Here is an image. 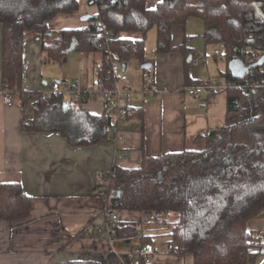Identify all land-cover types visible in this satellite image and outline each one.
<instances>
[{
  "label": "trees",
  "instance_id": "obj_1",
  "mask_svg": "<svg viewBox=\"0 0 264 264\" xmlns=\"http://www.w3.org/2000/svg\"><path fill=\"white\" fill-rule=\"evenodd\" d=\"M91 2L97 14L86 27L50 31L55 16L78 10L76 0H0L2 86L18 96L22 114L28 103L21 86L23 43L29 35L40 43L45 63L64 65L72 39L74 51L99 53L102 68L96 76L106 87L112 85L107 70L132 60L144 62L152 28L155 54L177 52L187 58L189 37L174 47L171 29L189 18L203 22L205 44L221 46L227 63L248 58L250 64L264 55V20L255 7L261 3L264 10V0H161L151 9L146 0ZM121 33L140 34L141 39L121 38ZM221 76L227 94L223 125L197 135L192 141L200 143L197 148L143 157L134 169L114 166L101 177L108 189L102 213H147L151 224L165 228L168 253L190 255L194 264H256L264 255V230L252 233L246 224L264 212V62L241 79L228 69ZM30 106L31 116L21 123L24 132H58L72 146L97 144L109 136L108 116L92 115L60 95L37 93ZM30 209L31 198L20 184L0 183V220H24ZM137 225L119 222L116 238L137 237ZM140 241L153 243L149 236Z\"/></svg>",
  "mask_w": 264,
  "mask_h": 264
},
{
  "label": "crops",
  "instance_id": "obj_2",
  "mask_svg": "<svg viewBox=\"0 0 264 264\" xmlns=\"http://www.w3.org/2000/svg\"><path fill=\"white\" fill-rule=\"evenodd\" d=\"M78 10L69 16L58 14L49 23L50 31L79 30L87 26L85 16L97 14L92 2L76 0ZM161 0H146L148 9ZM258 12H264L260 3ZM189 18L184 25L171 29V45L176 47L189 37L188 57L177 52L153 54L139 63L126 64L125 75L132 93L127 98L126 122L119 123L121 140H102L88 146H72L58 132H24L23 118L31 116L30 103L37 93L46 92L53 82H71L79 79L81 85L93 81L95 65L101 61L99 53H79L80 68L72 78H59L47 83L40 43L31 35L23 43L22 90L28 95L27 107L22 114L19 101L8 105L2 92V26L0 25V183H18L31 198L29 216L24 220H0V264H60L81 261L98 264H125L122 255L136 248L142 236H149L154 244L162 245L161 254L151 264H194L190 255L170 254L166 249L168 238L162 225L150 223L144 212L117 211L119 222L138 223L137 237L109 240L94 237L95 224L104 220L107 186L101 177L114 166L137 168L143 157H156L190 147L199 135L223 125L226 115V80L222 73L227 62L221 61L214 51L216 45L195 40L194 23ZM197 19V18H195ZM199 35V36H200ZM121 38L137 40L140 34L121 33ZM201 39V40H202ZM146 40V39H145ZM155 48V47H154ZM74 52V51H73ZM71 53V52H70ZM199 58L195 64L193 59ZM150 68L143 72L142 64ZM130 68L128 73L126 70ZM121 71V65H119ZM145 77L155 90L153 98L143 103ZM203 85L199 98L187 94L186 88ZM90 114L103 115L100 102L81 105ZM252 233L264 230V212L246 224ZM264 264V255L256 258Z\"/></svg>",
  "mask_w": 264,
  "mask_h": 264
},
{
  "label": "built area",
  "instance_id": "obj_3",
  "mask_svg": "<svg viewBox=\"0 0 264 264\" xmlns=\"http://www.w3.org/2000/svg\"><path fill=\"white\" fill-rule=\"evenodd\" d=\"M91 2L92 0H85ZM214 55L221 61H226L225 57L218 51H214ZM245 64H248V58L243 60ZM195 64L200 63V59H193ZM102 68L101 63L95 65L93 68L94 78L93 81L87 82L85 85H81L79 79H75L71 82H53L49 89L46 91L48 94L60 95L66 101L73 105H84L88 102L96 101L100 102L103 106V114L111 119V128L109 129V136L107 141L115 142L121 140L120 132L118 131L119 123H124L127 120L126 116V102L128 96L132 93L130 86L127 83V76L124 72L119 71V65L106 71V76L111 78V87H106L101 82L96 73ZM251 70L249 71V73ZM147 86L143 89V103H147L149 99L155 95V90L152 87L148 79L145 77ZM254 86V84L252 85ZM203 85L188 87L186 92L188 95L199 98L202 93ZM2 99L5 104L12 105L18 103V96L11 91L4 90L2 92ZM119 224V219L116 213H110L105 215L104 220L101 223L95 224L92 236L94 237H106L109 240L116 238V227ZM260 244L264 248V237L260 239ZM167 252L171 251L170 247H166ZM162 249L160 246L154 243L140 244L136 248L128 249L123 253L122 259L125 264H151L154 256L161 254Z\"/></svg>",
  "mask_w": 264,
  "mask_h": 264
},
{
  "label": "rangeland",
  "instance_id": "obj_4",
  "mask_svg": "<svg viewBox=\"0 0 264 264\" xmlns=\"http://www.w3.org/2000/svg\"><path fill=\"white\" fill-rule=\"evenodd\" d=\"M191 21L194 23V30L196 32L201 31V21L198 19L193 18ZM201 33L197 34L195 40L199 41V44L202 43V35ZM200 35V36H199ZM202 39V40H201ZM201 45V44H200ZM155 47V29L152 28L146 35L145 40V57L149 58L153 54V50ZM216 48L220 49L222 51L221 46H216ZM79 52L74 51L68 54L67 56V62L60 66L58 64H45L46 67L44 68L45 71V78L44 80L47 83H52V81L56 79L61 78H72L77 74V71L80 68V62H79ZM128 73L130 72V68H127L126 70ZM200 146V143L197 142L195 144H192L188 148H197ZM174 217V214L171 215ZM139 231H141V228H139ZM160 246L164 247L165 244L159 243Z\"/></svg>",
  "mask_w": 264,
  "mask_h": 264
},
{
  "label": "water",
  "instance_id": "obj_5",
  "mask_svg": "<svg viewBox=\"0 0 264 264\" xmlns=\"http://www.w3.org/2000/svg\"><path fill=\"white\" fill-rule=\"evenodd\" d=\"M256 4H255V6H256ZM257 13L264 20V12H262V11L258 12L257 11ZM91 18H92V16H85L83 20L89 21ZM76 45H77V43H76L75 39H72L69 47L67 48V52L68 53L73 52L76 48ZM263 62H264V55L261 56L256 62L250 63V64H245L244 61L240 58H234L228 62L227 69L230 72V74L232 75V77H234L235 79H241V78H244V76L246 74H248L250 70H252L255 67L262 65ZM125 67H126L125 64L121 65V72L125 71ZM141 68L146 70V69L150 68V65L144 63L141 65ZM64 107L67 108V105L65 104Z\"/></svg>",
  "mask_w": 264,
  "mask_h": 264
}]
</instances>
